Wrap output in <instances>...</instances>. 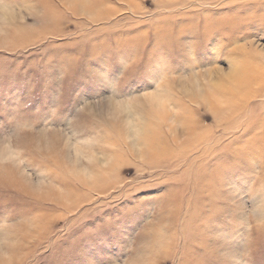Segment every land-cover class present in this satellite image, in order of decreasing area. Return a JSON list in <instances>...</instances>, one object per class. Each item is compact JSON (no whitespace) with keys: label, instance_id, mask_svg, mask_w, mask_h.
<instances>
[{"label":"rangeland","instance_id":"rangeland-1","mask_svg":"<svg viewBox=\"0 0 264 264\" xmlns=\"http://www.w3.org/2000/svg\"><path fill=\"white\" fill-rule=\"evenodd\" d=\"M241 261L264 264V0H0V264Z\"/></svg>","mask_w":264,"mask_h":264},{"label":"bare ground","instance_id":"bare-ground-1","mask_svg":"<svg viewBox=\"0 0 264 264\" xmlns=\"http://www.w3.org/2000/svg\"><path fill=\"white\" fill-rule=\"evenodd\" d=\"M232 76H233V73L226 75V76H222V79L220 80L221 84L224 82L225 83H233V77ZM254 80H255V78L253 76L246 78V80H244V79H241L240 81L235 80L234 84H233V86H234L233 89L225 90L222 93L226 94V93L231 92V93H229L231 95V97H236V96H238V90L239 89L245 88L246 86H248V84H250L251 82H254Z\"/></svg>","mask_w":264,"mask_h":264},{"label":"clouds","instance_id":"clouds-1","mask_svg":"<svg viewBox=\"0 0 264 264\" xmlns=\"http://www.w3.org/2000/svg\"><path fill=\"white\" fill-rule=\"evenodd\" d=\"M241 264H243V261H241Z\"/></svg>","mask_w":264,"mask_h":264}]
</instances>
